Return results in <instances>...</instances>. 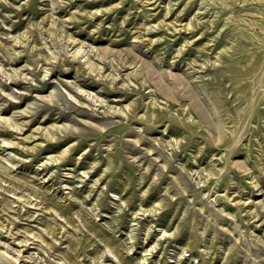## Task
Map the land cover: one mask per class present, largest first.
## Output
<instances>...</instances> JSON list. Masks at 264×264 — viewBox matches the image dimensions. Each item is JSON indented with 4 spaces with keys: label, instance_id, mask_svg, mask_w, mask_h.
<instances>
[{
    "label": "rangeland",
    "instance_id": "1",
    "mask_svg": "<svg viewBox=\"0 0 264 264\" xmlns=\"http://www.w3.org/2000/svg\"><path fill=\"white\" fill-rule=\"evenodd\" d=\"M0 264H264V0H0Z\"/></svg>",
    "mask_w": 264,
    "mask_h": 264
}]
</instances>
